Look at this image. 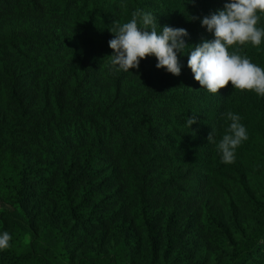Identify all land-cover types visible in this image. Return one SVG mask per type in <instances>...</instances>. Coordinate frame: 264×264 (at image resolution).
Here are the masks:
<instances>
[{"label":"rangeland","instance_id":"obj_1","mask_svg":"<svg viewBox=\"0 0 264 264\" xmlns=\"http://www.w3.org/2000/svg\"><path fill=\"white\" fill-rule=\"evenodd\" d=\"M30 1L0 0V41L28 35L34 25L26 22L32 17L46 24L60 19L63 0ZM124 1L71 0L64 20L78 34L63 49L65 59L51 60L49 54L37 58L30 43L21 49L35 62L22 73H8L0 48V264H31L29 236L13 225V212L33 229L41 253L52 264H74L83 254L112 256L116 264H243L235 258L264 227V153L256 173H245L226 193L206 197L200 177L163 142L147 141L144 128L160 122L168 106L156 101L141 105L142 115L112 116L117 125L109 128L110 118L103 112L112 109L108 102L115 71L127 72L117 102L132 109L130 103L142 92L136 70L144 62L147 73V58L109 56L105 62H115L116 70L111 66L108 78L98 68L72 90V77L60 63L68 67L70 58L99 43L108 49L107 38L102 42L96 35L105 29L100 24L110 23L108 35L117 38L113 32H121L119 7ZM40 6L45 8L38 10ZM90 26L96 27L93 33L86 31ZM119 50L121 46L113 53ZM15 54L8 58L18 70ZM45 82L51 87L46 89ZM54 93L64 109L75 110L74 120L60 115L62 120L53 123L47 119L49 110L40 113L44 99L54 102ZM25 107L30 110L22 116ZM11 117H19L20 123ZM246 264H264V238Z\"/></svg>","mask_w":264,"mask_h":264},{"label":"trees","instance_id":"obj_2","mask_svg":"<svg viewBox=\"0 0 264 264\" xmlns=\"http://www.w3.org/2000/svg\"><path fill=\"white\" fill-rule=\"evenodd\" d=\"M62 3L59 20L55 18L46 24L41 18L32 17L26 22L34 25L28 35L2 37V66L6 72L22 73L28 63L35 62L21 49L30 43L36 46L37 58L49 54L51 60L65 59L63 49L78 30L64 20L71 0ZM30 4L35 5L34 0ZM44 8L40 6L38 10ZM119 9L121 32L120 29L113 32L117 38L108 35L110 23L100 24L99 29H105L96 35L102 42L107 38L109 50L99 43L70 58L68 67L60 63L64 67L61 70L72 77L75 85L72 90L86 83L98 68L108 78L111 66L116 70L115 62H105L109 56L112 60L122 55L147 58V73L144 62L136 70L141 76L142 92L130 103L134 111L126 102H117L127 72L125 76L115 71L117 80L111 82L114 94L108 102L112 109L103 112L110 118L109 128L117 125L112 116H140L141 105L156 101L170 110L161 116L160 122L155 118L157 122L152 129L144 128L148 143L163 142L177 160L183 161L206 184V197L215 191L226 193L232 183H241L245 173H256V163L264 153V0H125ZM95 28L90 26L86 31L93 33ZM15 44L19 49L12 51L10 48ZM118 46L122 50L113 53ZM12 53H16L18 70L14 69V59L8 58ZM123 66L126 68V61ZM63 80L62 77L60 82ZM49 87L45 82V88ZM18 100L16 97L13 102ZM53 101L47 103L44 99L40 111H50L49 122L75 119V110L64 109L55 93ZM28 110L29 107L20 110L21 115ZM11 120L20 123L19 117ZM120 142L125 146V139ZM9 218L29 236L27 250L31 264H52L41 253L39 237L25 220L17 212L10 213ZM263 238L264 227L245 243L235 260L246 264ZM74 264L116 262L112 256L83 254Z\"/></svg>","mask_w":264,"mask_h":264}]
</instances>
